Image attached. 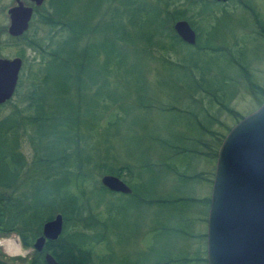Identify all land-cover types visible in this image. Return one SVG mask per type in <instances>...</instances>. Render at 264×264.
I'll return each instance as SVG.
<instances>
[{"label": "rangeland", "instance_id": "374dc122", "mask_svg": "<svg viewBox=\"0 0 264 264\" xmlns=\"http://www.w3.org/2000/svg\"><path fill=\"white\" fill-rule=\"evenodd\" d=\"M50 1L44 0L39 11L51 10ZM13 4L14 0H0V57L18 56L21 65L11 97L0 104V118L15 110L23 118L34 114L29 94L42 74L36 76L42 65L39 58L47 60L48 52L58 50L66 35L65 30L41 23L40 12L33 10L23 36L9 39L6 10ZM154 4V0H76L73 11L77 9L83 25L77 46L85 45L86 35L93 43L88 53L87 48L80 53L85 80L67 96L58 88L64 78L60 74L57 83L48 79L45 86L49 108L41 142L47 147L52 143L65 146L61 137L69 124L63 123L62 114H70V106L62 103L72 101L78 106L74 112L77 125L82 120L79 132L87 135L83 142L78 141L79 147L94 160L113 166L132 190L128 194L101 191L97 187L100 176L110 174L104 173L102 166H92L90 177L81 181L84 194L78 197L79 202L89 197L92 212H97L105 225L100 232L105 239L91 245L94 264H195L194 260L206 264L208 205L196 199L209 197L215 158L207 155V149L213 146L216 152L219 146L207 134L218 132L222 140L264 97V0H227L211 5L203 14L185 12L196 28L192 27L195 38L199 34L209 48L198 53L178 43L176 53H167L165 59L156 54L157 45L141 40L132 45L129 41L134 33L145 34L146 11ZM129 17L145 23L129 31ZM191 63L197 64L198 70ZM202 70L206 74L199 76ZM90 74L93 85L86 80ZM68 83L75 82L71 79ZM77 125L70 124L69 133L76 132ZM21 129L18 150L27 168L39 150L29 138L34 134L32 125L23 123ZM65 170L58 168L55 178L61 188L68 178L69 189L77 193L74 168ZM33 176L42 187L44 174L35 172ZM20 191L28 194L29 182H22ZM59 193L63 191L59 189ZM96 201L100 202L95 205ZM61 205L56 204L59 209ZM55 213L61 214L54 211L52 217ZM70 230L69 220L65 234ZM5 240L17 242L15 254L6 252ZM31 250V246L21 245L16 232L0 234V262L27 264ZM186 258L189 262L177 263Z\"/></svg>", "mask_w": 264, "mask_h": 264}, {"label": "trees", "instance_id": "16d2710c", "mask_svg": "<svg viewBox=\"0 0 264 264\" xmlns=\"http://www.w3.org/2000/svg\"><path fill=\"white\" fill-rule=\"evenodd\" d=\"M238 1L240 3V0ZM75 2L76 0H51V10L46 9L43 12L39 11L42 5L34 7V11L37 14L40 12L38 17L41 23L55 26L56 29L65 30L66 35L61 40L60 45L57 46L58 50L48 52L49 58L47 60L42 61V58H39L42 65L41 69L36 70V76L41 72L42 74L37 83H32L33 87L29 94L30 101L34 103V114L26 115L23 118L15 110L0 118V234H9L14 231L18 235L21 245L28 247L31 246L33 237L40 233L41 224L52 218L54 211H59L63 219L62 230L57 239L45 240L39 252L32 250L27 264H45L43 260L44 252H48L59 264H94L92 261L91 245L94 242L105 239V235L100 233L105 228V225L101 221V218L98 217L97 212H92L90 201L88 202L89 197H86L85 201L79 202L78 197L84 194V190L81 189V181H85L86 177H90L92 166H102L104 173H110L118 177V171L113 166L105 162V164H102L100 160H94L90 153H84L82 148L79 147L80 142L78 143V141H82V138L85 139L87 135L83 137L79 132L82 120L77 125L79 122L77 120L78 116L74 112L78 111V106L72 101L67 102L65 100V102L63 101L64 104L62 103V106L65 104L70 106L69 112L72 116L70 117L68 112L62 114L63 123L77 125V130L74 133H69L67 129L69 125L64 127L65 130L61 138L64 140L65 146L58 147L56 143H52L47 147L39 138V136L47 131L46 116L48 115L47 110L49 107L46 103V83L49 80H55L54 84L55 82L57 83V74H60L64 78L63 82L57 83L59 85L58 88L63 95L67 96L70 95L68 93L69 90H76L77 87L82 86V82L85 80L81 77L84 65H82L83 57H81L80 53L86 48L88 53L93 43L91 42L90 35L85 34V45L80 48L77 46L81 37V34H78V32L80 33L79 28L83 25L82 20L80 23L78 19L77 9H74L75 12L73 11ZM154 3L146 11V23L145 21L137 22L133 18L131 19V16L128 18L129 31L131 27L137 28L136 26H142L144 23V26H146L144 35L140 34L138 36L137 33L131 35L129 41L132 45L136 43V40H141L147 44H155L159 47L157 48L159 52L156 54L160 55L159 58L162 59L168 58L166 54L169 52L176 53L174 47L178 43L188 45V47H192L198 53L209 48L207 41L198 37L199 34L196 35L194 44L189 45L183 42L172 30L171 24L176 19H186L192 28V21L185 15V12L191 11V13L198 15L203 14L211 5H217L218 2L213 0H154ZM133 10L132 7L131 11ZM209 14L212 13L210 12ZM114 24L119 26V28L123 26L120 23ZM194 29L196 30V28ZM24 33L25 31L15 37L7 36L9 39H15L23 36ZM133 36H137V38H133ZM35 46L38 47L36 44ZM38 49L40 52H44L40 46ZM181 59L182 56L175 59V65ZM191 65L193 67L197 64L191 63ZM189 66L190 64H188ZM71 67L74 68V71L70 69ZM194 68L198 70V65ZM204 69L206 70V68ZM205 70H202L199 76L205 75ZM51 74L52 77H50ZM69 78L74 80V85L68 83L71 80ZM87 78L86 80L90 81L93 85L92 74L88 75ZM247 82L249 83L248 79ZM249 85L251 88H254L251 83ZM90 88L92 86L88 90ZM204 92L209 95L212 93L208 89ZM262 94L264 96V91ZM216 103L221 105L218 102ZM226 110L236 115L232 110ZM23 123L32 125L34 134L29 136V138L34 145H38L37 148L39 150L34 160L31 161L30 167L27 168L25 167V159L18 150V134L22 131L21 125ZM86 127L88 128L87 123ZM207 135L216 145H219L221 138L218 132L215 134L210 131ZM71 145L75 147L72 151H68L67 149ZM207 155L215 158L216 152L213 146L207 149ZM61 167H65L68 171L70 167L74 168L75 172L73 176H75L76 183L73 181V187L77 189V193H73L69 189L68 178L65 179V184L61 188L60 182L55 178L57 177L55 172ZM35 172L44 174L41 179L43 181L42 187L36 183L37 180L36 182L34 180L33 175ZM194 176L199 177V174L196 173ZM22 182H29L30 191L28 194L20 191ZM97 187L101 191L105 190L108 193L122 194L110 191L100 184ZM59 189L63 191V194L59 193ZM196 200H203L205 204H209V197ZM98 202L100 201L94 202L95 205ZM57 203L62 204L61 209L57 208ZM83 210L86 211L84 214H82ZM69 220L71 230L65 234V224ZM189 260L187 258L181 259L177 263H186ZM194 263L196 264V260H194ZM0 264L6 263L1 261Z\"/></svg>", "mask_w": 264, "mask_h": 264}, {"label": "water", "instance_id": "95a60500", "mask_svg": "<svg viewBox=\"0 0 264 264\" xmlns=\"http://www.w3.org/2000/svg\"><path fill=\"white\" fill-rule=\"evenodd\" d=\"M39 6L43 0H28ZM224 2L227 0H213ZM6 33L19 36L28 27L32 7L22 0L6 10ZM172 30L185 43H195V33L185 19H176ZM21 59L0 57V104L13 93ZM99 183L110 191L128 194L119 177L102 174ZM62 216L55 213L41 224L31 249L41 251L45 240H55ZM45 264H59L48 252ZM206 264H264V97L250 113L227 131L215 155L205 227Z\"/></svg>", "mask_w": 264, "mask_h": 264}, {"label": "bare ground", "instance_id": "6f19581e", "mask_svg": "<svg viewBox=\"0 0 264 264\" xmlns=\"http://www.w3.org/2000/svg\"><path fill=\"white\" fill-rule=\"evenodd\" d=\"M2 244L8 253L15 254L18 251V244L15 240H5Z\"/></svg>", "mask_w": 264, "mask_h": 264}, {"label": "flooded vegetation", "instance_id": "af4514ba", "mask_svg": "<svg viewBox=\"0 0 264 264\" xmlns=\"http://www.w3.org/2000/svg\"><path fill=\"white\" fill-rule=\"evenodd\" d=\"M44 1V0H43ZM43 1H42V3H43ZM22 2H23V4L24 5H29V6H31L32 7V12H33V10H34V5H33V3L32 2H30V1H28V0H22ZM42 3L40 4V5H42ZM39 5V6H40ZM32 16V15H31ZM29 22V21H28ZM32 253V250L30 251V254Z\"/></svg>", "mask_w": 264, "mask_h": 264}]
</instances>
